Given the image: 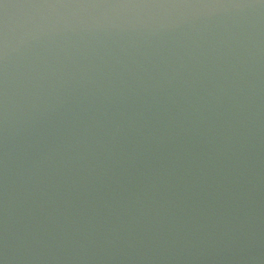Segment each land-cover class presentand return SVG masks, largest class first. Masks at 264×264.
<instances>
[{
	"label": "water",
	"instance_id": "95a60500",
	"mask_svg": "<svg viewBox=\"0 0 264 264\" xmlns=\"http://www.w3.org/2000/svg\"><path fill=\"white\" fill-rule=\"evenodd\" d=\"M0 264H264V0H0Z\"/></svg>",
	"mask_w": 264,
	"mask_h": 264
}]
</instances>
